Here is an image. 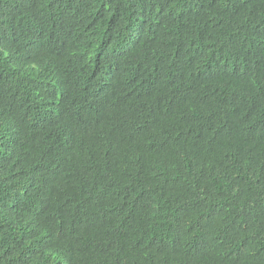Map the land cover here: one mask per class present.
<instances>
[{"label":"trees","instance_id":"16d2710c","mask_svg":"<svg viewBox=\"0 0 264 264\" xmlns=\"http://www.w3.org/2000/svg\"><path fill=\"white\" fill-rule=\"evenodd\" d=\"M160 6L167 14L162 38L147 34V55L132 50L117 62L116 98L100 93L89 107L59 95L64 121L51 100L58 86L50 91L24 72L0 67V264H67L71 251V264H118L122 247L136 255L187 247L202 264H264V134L251 124L264 118V0H145L140 12ZM136 8V0H0V47L15 45L38 60L62 55L86 97L100 75L83 36L90 49L94 33L104 29L129 37ZM227 45L252 51L247 76L255 79L247 95L237 85L250 81L236 73L196 107L179 111L205 64L187 59L180 73L172 59L162 70L174 68L163 88L169 108L153 102L150 74L166 56L196 50L210 58L212 49ZM97 122L94 148L69 156L73 136L65 124L87 129ZM169 135L191 147L192 159L179 160ZM99 147L129 152L126 190L101 189L90 173ZM171 170L173 179L165 174ZM103 212L106 235L91 224Z\"/></svg>","mask_w":264,"mask_h":264},{"label":"clouds","instance_id":"9594fccd","mask_svg":"<svg viewBox=\"0 0 264 264\" xmlns=\"http://www.w3.org/2000/svg\"><path fill=\"white\" fill-rule=\"evenodd\" d=\"M144 2L145 0H136L137 8L133 11L132 20L129 21L131 25V34L129 37L117 39L109 35L106 29L98 34L93 32L94 35H97L94 39L96 48L90 49L88 35L85 34L83 36L86 41V48L90 54V61L95 65L100 75V77L94 81L98 87H96V89L91 88L86 97H83L79 92V87L77 86L78 82L75 78L71 80L68 76L65 68L68 63L60 54L47 55L43 60H38L29 56L24 50L15 45L6 44L3 46L2 50L0 47V67L3 71L15 75L18 72H24L35 79L37 84L46 86L50 91H56V86H58L59 91L53 94L55 97L53 95L51 96V100L55 102V109L58 111L57 116H60L62 121H64L63 114L65 112V105L64 100L59 98V95L61 97L67 96V98L73 99L78 104H87L89 107L98 105L100 93L106 94L109 97L113 95V98H116L117 89L120 88L118 85L119 72L117 62L123 55L128 54L132 50H138L144 52V56L147 55L148 50L146 46L149 45L146 44L147 34L161 38L163 35L161 21L167 17L165 6H160L151 12L142 14L140 8ZM140 17H143L142 21H140ZM103 38L106 40L104 41ZM2 41H5V39L0 35V44ZM210 52V58L203 56L196 50L180 52L173 56H166V61L162 60L158 66L155 65V69L157 70H153L150 74L151 79H153L156 85V93L153 97V102L162 107L169 108L166 106L167 101L163 100V88L167 85L168 73H170L172 69L174 71V68H167V74H164L162 70L166 68L168 61H172V59L175 61L176 71L180 73H183L186 67L185 64L189 61H201L205 64L204 72L199 79L195 81L197 85L189 89V94L181 96V101L184 104L180 108L177 107L179 111L188 110V107L189 109L196 107L199 98L206 91L216 88L219 81L229 84L236 73H242L246 77L251 68L253 72L254 63L251 49L249 54L247 50L241 47L234 45L230 48L227 45L225 49L218 50L214 48ZM187 59L188 62H186ZM244 67L246 70L243 69ZM252 72L247 76L250 83L244 78V83H238L237 85V88L243 90L246 95L249 90V85L251 87L253 85L251 82L255 79ZM175 77H173L172 80H174ZM251 98L253 101V96H251ZM53 118L57 119V117ZM98 123L99 122L96 123L95 127H88L87 129H76L64 123L67 131L73 136L72 142L68 148L69 156L79 158L94 148V145L91 143V138L94 137L98 131V128H96ZM254 123L259 133L264 134V118L257 115L251 121V124ZM168 144L182 163L187 161L188 157L192 159L193 152L191 147L179 145L170 135L168 137ZM128 154L129 152L125 149L117 150L110 149V147L98 148L97 154L94 155L89 168L90 173H94L95 180L101 189H105L108 192H119L120 190L124 191L128 188L129 174H125V161ZM144 154L145 153L140 149V153L137 156L138 161L141 163L140 166L142 167L148 165L147 158ZM42 157H44V155ZM172 171L174 170L168 171L165 174L170 175L173 179L175 172ZM54 176L55 173L52 174L51 177ZM263 210L264 209H262L261 212H264ZM103 213L104 217L93 218L91 224L95 230L106 235L108 234V230L102 222L106 219L108 212ZM51 231L52 228L50 227L45 229L48 236ZM73 254L74 251H71L69 256L65 258L67 264H71ZM117 263L202 264V261L195 251L187 247L178 250L157 248L142 249L139 255L133 253L132 247H122L119 250ZM60 264H64L63 261H61Z\"/></svg>","mask_w":264,"mask_h":264}]
</instances>
